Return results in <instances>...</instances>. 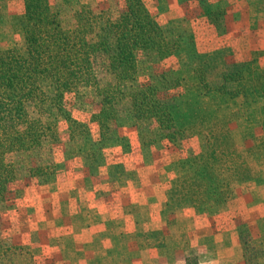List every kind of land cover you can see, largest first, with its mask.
Here are the masks:
<instances>
[{"label":"rangeland","instance_id":"rangeland-1","mask_svg":"<svg viewBox=\"0 0 264 264\" xmlns=\"http://www.w3.org/2000/svg\"><path fill=\"white\" fill-rule=\"evenodd\" d=\"M48 1L68 25L85 16L83 4L103 22V11L121 13L131 0ZM133 1L169 36H182L168 58L138 55L141 83L170 80V88L160 91L173 99L175 118L221 110L219 92L199 94V83L192 84L197 67L240 75L234 83L242 89L234 98L238 111L229 131L236 153L250 151L249 173L239 174L241 181L233 180L232 170L215 176L232 180V199L214 204L205 191L193 189L199 171L185 162L207 149L198 128L176 142L162 138L147 145L154 138L150 121L134 117L127 96L102 113L100 97L86 87L63 92L59 107L48 105L37 114L22 90L9 89L10 96L6 89L11 101H3L11 115H19V125L37 118L41 128L0 134V172L11 176L0 198V264H63L68 256L56 246L63 235L83 223L115 234L119 219L128 249L140 244L153 258L168 250L171 256L178 251L180 264H216L217 258H223L220 264H264V90L252 93L255 71L264 69V0ZM23 12V0H0V51L10 50L8 55L24 50L22 35L11 25ZM259 83L264 85V75ZM102 121L107 127L101 128ZM95 212L102 219L92 218Z\"/></svg>","mask_w":264,"mask_h":264},{"label":"trees","instance_id":"trees-1","mask_svg":"<svg viewBox=\"0 0 264 264\" xmlns=\"http://www.w3.org/2000/svg\"><path fill=\"white\" fill-rule=\"evenodd\" d=\"M23 4L24 12L14 15L11 25L22 35L24 50L14 51V55H8L7 51L10 50L0 51V134L5 135L13 129L36 133L41 128L37 118L23 128L19 125V115H11L3 101V98L11 101V97L5 95L6 89L15 93L22 90L33 112L37 114H43V107L45 110L50 109L48 105L53 109L59 107L58 100L63 92H74L81 88L94 89L100 97L102 113L109 111L127 96L134 104V117L150 121L154 138H150L147 145L162 138L176 142L182 136L189 135L195 127L205 133V152H199L185 161L199 171V183L193 189L205 191L209 198H213L214 204L232 199L229 185L232 180L217 181L214 177H219L225 170H232L235 172L233 180L241 181L243 177L239 174L250 171L247 156L250 151L246 149V153H236L229 131V122L238 111L234 98L242 89L234 83L239 81L240 75L207 71L202 65L197 67V80L192 81V84L199 83L196 85L201 88L199 94L219 92L218 95L223 96L220 97L221 110L218 114L215 113L218 109H213L205 116L203 113L200 117L189 113L186 117L175 118L173 99L161 95L170 88V80H163L158 86L155 83H141L138 55L147 51L157 59L168 58L178 49L171 46L180 44L182 36H169L155 19L142 11L138 1H129L126 11L121 13L103 11L100 14L105 18L103 22L93 17L89 5L83 4L81 7L85 16L81 18L80 14L79 19L68 25L57 17V11L49 8L48 0H23ZM203 57L209 56L205 54ZM99 67H103L102 70ZM255 73L253 78L258 84L254 85L252 93L264 90V85L259 83L264 69L259 66ZM217 77L221 78L219 82ZM182 79L184 77H178V81ZM40 86H47L51 94ZM126 87L129 90H125ZM199 107L203 111L208 110L205 105ZM100 125L101 128L107 127L103 121ZM217 139L221 141L219 144L215 143ZM28 142H32V139ZM233 157L239 159L240 163H230L229 159ZM10 178V175L0 172V198ZM215 195H220L219 200H216Z\"/></svg>","mask_w":264,"mask_h":264},{"label":"crops","instance_id":"crops-1","mask_svg":"<svg viewBox=\"0 0 264 264\" xmlns=\"http://www.w3.org/2000/svg\"><path fill=\"white\" fill-rule=\"evenodd\" d=\"M101 214L102 212H95L92 218L102 219ZM82 226L85 227L78 225L73 227L72 231L63 235L57 242L58 253L63 257L68 256L63 259V264H153V259L157 260V264H180L176 256L178 251L171 256L166 250L164 255H156V258H153L152 255H146L140 244L137 248L129 250L127 241L121 239L120 233L125 232V227L120 219L114 220V227L117 229L115 234L105 227L100 229L93 227L91 223L89 225L83 223ZM216 260V264H220L223 258Z\"/></svg>","mask_w":264,"mask_h":264}]
</instances>
